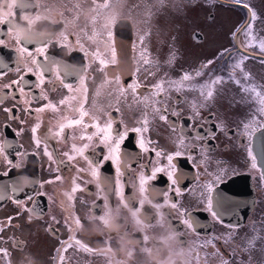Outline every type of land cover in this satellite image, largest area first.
Instances as JSON below:
<instances>
[{
  "label": "flooded vegetation",
  "instance_id": "af4514ba",
  "mask_svg": "<svg viewBox=\"0 0 264 264\" xmlns=\"http://www.w3.org/2000/svg\"><path fill=\"white\" fill-rule=\"evenodd\" d=\"M245 2L257 12L254 28L264 38V0ZM248 19L247 9L232 0H0V59L8 65L0 67V93L29 72H42L44 80L41 84L38 75L25 79V95L16 92L15 99L0 94V264H157L144 250L163 260L173 232L175 247L191 250L192 264H221V257L230 264H264V181L250 167L246 149L253 142L249 145L237 134L257 105L228 80V65L234 61L220 56L225 49L240 54L232 36ZM21 29L27 30L26 38ZM109 33L115 35L114 49ZM141 39L151 65L139 63ZM245 39L241 35L240 43ZM21 45L33 55L21 54ZM39 47L47 49L46 58L35 55ZM247 55L251 82L264 85V56L258 49ZM209 59L215 63L192 83L223 76L227 82L215 101L193 120L191 104L202 101L199 93L170 91L169 122L153 114L145 134L152 147L166 154L177 150L180 129L187 137L186 153L195 159L175 161L184 191L175 199L198 221V231L192 233L178 214L157 207L161 193L171 188L166 176L141 190L140 176L150 172L155 157L139 149L133 130L146 115L141 99L150 96L156 83L177 80ZM137 68L141 99L131 89L125 91L137 79ZM237 78L248 83L239 73ZM29 108L42 110L30 113ZM7 109H14L15 117ZM110 123L114 136L129 134L119 177L104 161L115 141L104 142L90 127L103 129ZM197 133L203 139H195ZM159 163L166 165V160ZM221 169L228 174L215 188L226 197L216 208L223 220L218 223L202 210L201 193L211 174ZM111 217L117 218L119 231L105 226ZM210 237L218 238L220 255L200 247ZM121 240L135 249L131 258L120 250ZM252 240L255 246L245 251Z\"/></svg>",
  "mask_w": 264,
  "mask_h": 264
},
{
  "label": "snow or ice",
  "instance_id": "6c2138e0",
  "mask_svg": "<svg viewBox=\"0 0 264 264\" xmlns=\"http://www.w3.org/2000/svg\"><path fill=\"white\" fill-rule=\"evenodd\" d=\"M232 3L235 5H240L243 8L247 9L249 13V19L247 23L243 24L240 28H237L235 33L232 36V39L235 41L237 48L240 50V54L233 52L232 49H225L223 52L220 53V56L227 57L228 59L234 61L228 65L229 72H228V80H230L235 85L239 86L240 89L251 98L253 102L256 103L257 107L255 113L252 117L243 122L242 129L237 131L239 136H242L247 139L248 144L251 145L254 138L257 134H264V85H258L252 83V77L250 76L249 72L245 70V63L249 59L247 53L251 49H258L260 54L264 56V38L257 36L254 25L255 22L259 19L257 12L253 10L245 0H232ZM244 36L246 39L244 43H240V36ZM109 40L113 44V49L115 48V35L114 33H109ZM19 43V41H18ZM2 44V41H0ZM140 55H139V63L143 65H151L154 61L151 59V54L148 52L147 49L144 48V40L141 39L140 42ZM18 51L21 54H26L28 56H32L33 52L30 49L24 48L22 45L19 47ZM47 49L45 47H39L35 51L36 56H43L46 58ZM113 59H115V51L113 52ZM175 59L174 55L169 60L171 64ZM102 64L105 62L103 60L100 61ZM34 63L38 64V61H34ZM215 63L214 59H209L206 63L202 64L197 70L194 72H183L181 77L177 80H163L161 79L158 83H156L153 88L151 89L150 96H144L142 99L140 95H138L139 89H141L140 82L138 80V71L137 79L131 81L126 85L125 91L131 89L138 98H140L146 105V115L143 119L141 125L133 130L138 137V146L139 149L143 153L153 152L155 160L152 163L154 166H150V172L140 176V184L141 190L145 191V186L151 184L153 181H156L158 178H161V175L167 177V181L170 182L171 188L169 190H165L161 193L163 199L162 202L157 205L158 208H166L170 212H175L180 216V223L183 226H186L188 230L192 233H196L197 223L198 221L193 217L192 213L184 208L180 207V203L175 199L176 197H180L184 194V191L181 189L180 181L181 177L178 176V169L177 164L175 161L178 158L186 157L187 160H194L195 157L191 153H186V149L189 145L186 144V135L184 134L183 129H180L181 135L176 141L177 143V150L173 153L166 154L163 150L158 149L156 147H152L153 141L146 138L145 134L149 131V124L151 123L150 117L153 114L158 115L159 119L164 122H169L168 116L165 114L168 112L167 107V100H168V93L170 91H176L178 93H182L184 91H195L198 92L202 101L197 103L195 101L191 104V110L193 113L192 119H196L200 116V109L205 108L208 106L209 103L215 101L218 88L225 84L227 81L223 76H215L214 78L208 80L203 84H193L192 82L196 80V78L201 77L204 75L205 70L208 69L212 64ZM0 67L5 69L8 68V65L0 59ZM19 72V69H16ZM237 73H239L244 81H248V83H242V80L237 78ZM34 75H38L40 77L41 84L44 83L43 80V73H27L26 76H19L16 80L12 81L5 92L0 93L4 94L5 96L11 94L13 99L16 98L15 93L18 92L19 95H25V89L23 87V82L25 79L33 77ZM0 78H3V75L0 74ZM70 89V85H65ZM27 102V101H26ZM42 109L32 110L29 108V112L39 111ZM9 113L15 117V110L14 109H7ZM172 115L179 116L181 113L177 111H173ZM173 130H176L175 125H171ZM90 127H94L97 130L98 134L103 135L104 142L115 141L112 151L104 157V161L107 163V168L111 169L115 168L117 177L123 175L121 170V163H122V156H123V146L125 145V141L129 138V134L122 133L119 136L113 135V125L110 123L107 127L101 129L98 125H91ZM220 131H225L223 124L218 125ZM35 132V129H33ZM90 138V137H86ZM214 138V137H213ZM195 139L201 140L203 139L198 133L195 136ZM37 147H39V142H36ZM247 156L250 158V167L253 170H258L259 175L262 181H264V165H260L258 168V159L257 156L254 155L253 150L250 146L247 147ZM0 151H2V146H0ZM202 155H204L205 160L207 159V154L205 149H201ZM45 155L51 157V153L45 149ZM129 155L135 158L134 153H129ZM166 160V165H161L159 161L161 159ZM12 161H9V165H12ZM103 165H101L102 167ZM141 167L148 168L149 166H145L142 163L140 164ZM227 170L221 169L216 173L211 174L212 180L203 184V192L201 193V203L204 205L203 211L207 212L211 218L218 222L223 223L221 214L216 210L218 205H221L225 202L226 197L223 196L221 193H217L215 191L216 185H219L224 182L227 176ZM96 175L98 176L99 173L97 172ZM117 184L120 188V191H123V185L120 184L119 179L117 180ZM18 191V189L13 186V192ZM4 199V193L2 189H0V200ZM16 202V201H14ZM233 230L237 227V225H229ZM51 231V230H50ZM218 239L217 237H210L205 238L203 243L200 247L203 248H211L216 255H220V250L217 248L215 244V240ZM228 239H231V235H229ZM254 240L249 241V247L245 249V251H249L253 248ZM221 264H230V261L221 257Z\"/></svg>",
  "mask_w": 264,
  "mask_h": 264
},
{
  "label": "clouds",
  "instance_id": "9594fccd",
  "mask_svg": "<svg viewBox=\"0 0 264 264\" xmlns=\"http://www.w3.org/2000/svg\"><path fill=\"white\" fill-rule=\"evenodd\" d=\"M119 20V13H117L113 17V21L118 22ZM21 35L22 37L27 36V30L21 29ZM29 181H25V187H28ZM116 217H111L109 223H107L105 226L108 227L110 231H119V224L116 222ZM97 231H101L100 229H96ZM168 241H171L168 245V255L163 259H159V255H153L151 249H145L146 255L149 257L150 260H155L157 264H192V258H191V250L190 249H178L175 247V244L178 243V236L175 232L171 233L169 237L167 238ZM121 248L120 250L122 252H125L127 257L131 258L134 253L135 249L131 247V243L129 241L121 240L120 241ZM117 264H126V261H118Z\"/></svg>",
  "mask_w": 264,
  "mask_h": 264
},
{
  "label": "water",
  "instance_id": "95a60500",
  "mask_svg": "<svg viewBox=\"0 0 264 264\" xmlns=\"http://www.w3.org/2000/svg\"><path fill=\"white\" fill-rule=\"evenodd\" d=\"M253 153L257 156L258 167L264 165V134H257L253 140Z\"/></svg>",
  "mask_w": 264,
  "mask_h": 264
},
{
  "label": "rangeland",
  "instance_id": "374dc122",
  "mask_svg": "<svg viewBox=\"0 0 264 264\" xmlns=\"http://www.w3.org/2000/svg\"><path fill=\"white\" fill-rule=\"evenodd\" d=\"M260 6H261V3H260ZM261 7H263V5H262ZM263 8H264V7H263ZM197 10H198V9H197ZM199 12H200V11L198 10L197 15L199 14Z\"/></svg>",
  "mask_w": 264,
  "mask_h": 264
}]
</instances>
